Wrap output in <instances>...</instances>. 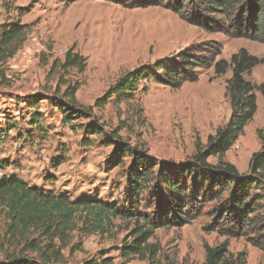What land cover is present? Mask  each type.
<instances>
[{
  "label": "rangeland",
  "instance_id": "obj_1",
  "mask_svg": "<svg viewBox=\"0 0 264 264\" xmlns=\"http://www.w3.org/2000/svg\"><path fill=\"white\" fill-rule=\"evenodd\" d=\"M117 1L127 5L135 0ZM20 9H24L22 15ZM19 20L28 26L21 48L27 56L18 55V51L8 64L0 66L4 74L0 76V164L6 166L1 172L23 179L43 193L69 196L71 200L98 199L129 210L127 171L133 158L127 154L119 164L114 146L109 145L113 143L112 131H118L129 149L143 151L158 161L187 163L205 148L208 138L228 122L231 114L226 88L232 70L217 76L215 64L230 61L232 55L246 50L262 60L247 80L255 86L264 84V43L245 34L207 32L163 6L132 9L107 0H0V33ZM246 21L238 26L256 31L251 11ZM209 43L210 51H202L201 47ZM70 49L86 59L83 73L60 69V61ZM184 51L210 60L209 66L197 70V82L173 89L150 79L137 85L133 97H114L102 109L94 107L123 74L166 58L174 61ZM62 82L78 84V103L93 108L96 123L103 128L101 133L86 134L91 120H67L50 100L33 106L27 102L33 95L56 100V90L66 87ZM255 93L257 100L264 99L259 90ZM260 107L264 117L262 100ZM258 111L259 107L239 137L241 146L231 147L225 155L226 161L242 170L249 168L253 152L262 145L258 134L264 131V123L256 120ZM248 127L255 130V139L241 143ZM61 161L64 163L57 166ZM217 161L216 157L209 159L210 163ZM193 179L186 176L190 185H183L185 194H173L190 211L189 223L156 230L150 240L159 247L156 256L146 261L124 257L122 249L132 241L135 221L117 219L106 234L81 237L75 232L71 247L65 250L68 264H204L205 246H219L227 240L231 253H247V264H264V252L246 237L229 239L210 230L212 212L218 205L213 192L218 188L206 192V186L201 182L194 186ZM160 185L154 181L147 184L136 200L141 213L153 216L160 200L171 199ZM5 225L2 218L0 240ZM72 247L75 250L71 254Z\"/></svg>",
  "mask_w": 264,
  "mask_h": 264
},
{
  "label": "trees",
  "instance_id": "obj_2",
  "mask_svg": "<svg viewBox=\"0 0 264 264\" xmlns=\"http://www.w3.org/2000/svg\"><path fill=\"white\" fill-rule=\"evenodd\" d=\"M107 1L132 9L163 6L187 23L207 32L245 34L264 43V0H135L127 5L117 0ZM23 10L20 9L21 15ZM249 11L256 19V31L253 32L238 26L247 22ZM27 29L28 26L19 20L1 30L0 66L23 47L28 35ZM210 45L202 46L201 50L210 51ZM261 62L246 50H240L232 55L230 61L221 60L215 64L217 76L232 70L226 88L232 114L229 121L208 138L205 148L199 149L187 163L158 161L143 151L129 149L122 143L118 131L110 133L113 143L109 145L114 146V156L119 164L127 154L133 158L127 171L126 202L130 206L129 210L122 211L119 205L98 199L71 200L69 196L43 193L16 176H0V220H6L4 235L0 240V264H68L65 250L71 247L75 232L81 237L106 234L117 219L135 221L132 241L123 247V256L149 260L157 255L159 249L150 243L156 230L172 225L182 227L189 223L190 211L185 209L181 199L173 195L178 191L183 194L187 192L183 189V185L187 188L190 185L186 181L187 175L194 176V186L200 182L206 186V192L218 188V191L213 192V199L218 205L212 212L214 223L210 230H217L229 239L246 237L252 246L264 252V131H259L262 147L252 155L248 173H241L235 165L225 160L226 153L244 134L245 128L257 113L256 90L264 97V84L255 86L246 77ZM59 65L64 72L76 69L83 73L87 61L75 53L74 49H70ZM209 65L207 57L184 51L174 61L166 58L152 66L139 67L120 76L96 100L94 107L102 109L114 97L121 100L133 97L137 85L150 79L163 86L180 89L187 82H197V70ZM0 76L4 77L1 69ZM62 83L66 87L56 90L55 94L59 96L55 97L56 100L33 95L27 102L33 106L50 100L65 113L67 120H91L92 124L86 128V134L101 133L103 128L96 123L93 108H85L78 103V84ZM31 123L35 124V119ZM211 157H216L218 161L210 163ZM62 163L64 161L56 165ZM5 168V165L0 164V173ZM152 181L163 185L164 193H170L171 199L160 200L157 213L149 216L139 211L136 200L141 198L147 184ZM229 247L228 240L219 246L206 245L204 264H247L246 252L233 254ZM74 250L72 247L70 253H74Z\"/></svg>",
  "mask_w": 264,
  "mask_h": 264
},
{
  "label": "crops",
  "instance_id": "obj_3",
  "mask_svg": "<svg viewBox=\"0 0 264 264\" xmlns=\"http://www.w3.org/2000/svg\"><path fill=\"white\" fill-rule=\"evenodd\" d=\"M261 100L262 101H264V99L263 98H261V97H258V100H257V104H258V107H259V111H258V116L256 117V120L257 121H259L260 122V124H263L264 122V117H262V115H261V113H260V102H261ZM231 107V106H230ZM231 114H232V110H231ZM231 114H230V117H231ZM261 115V116H260ZM230 117L228 118V121H229V119H230ZM223 126V125H222ZM221 127V126H220ZM258 127H260L259 125H258ZM253 139H255V130L253 129V128H251V127H248L247 129H246V135H245V137H243V138H241V143L242 142H244V143H249L250 141H252ZM239 141H240V138L234 143V144H237V145H240V143H239ZM241 146V145H240ZM261 147H262V145L260 146V148L259 149H261ZM232 150V149H231ZM257 151H259V150H257ZM256 150L253 152V154L255 153V152H257ZM228 154V153H227ZM252 154V155H253ZM252 157V156H251ZM251 159V158H250ZM250 163V162H249ZM233 164V163H232ZM233 165H235V164H233ZM237 168H238V170L241 172V173H248L249 172V168L248 169H240L237 165H235Z\"/></svg>",
  "mask_w": 264,
  "mask_h": 264
},
{
  "label": "built area",
  "instance_id": "obj_4",
  "mask_svg": "<svg viewBox=\"0 0 264 264\" xmlns=\"http://www.w3.org/2000/svg\"><path fill=\"white\" fill-rule=\"evenodd\" d=\"M23 55V56H27V53H26V51L25 50H19V52H18V55ZM10 60H12V58H10V59H8V61L6 62V64H8L9 62H10ZM233 148H239V145H237V144H233V146H232ZM3 174H2V172L0 173V176H2Z\"/></svg>",
  "mask_w": 264,
  "mask_h": 264
}]
</instances>
